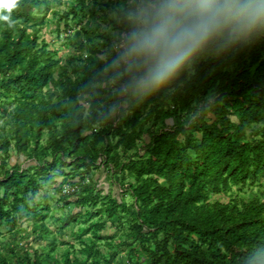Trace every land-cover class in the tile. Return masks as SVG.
Masks as SVG:
<instances>
[{"label":"trees","instance_id":"1","mask_svg":"<svg viewBox=\"0 0 264 264\" xmlns=\"http://www.w3.org/2000/svg\"><path fill=\"white\" fill-rule=\"evenodd\" d=\"M58 1L21 0L0 24V264H264V20L222 27L146 87L155 60L113 63L142 0ZM48 23L77 52L63 64ZM47 186L72 206L57 231L78 229L63 258ZM23 222L48 243L34 249Z\"/></svg>","mask_w":264,"mask_h":264},{"label":"clouds","instance_id":"2","mask_svg":"<svg viewBox=\"0 0 264 264\" xmlns=\"http://www.w3.org/2000/svg\"><path fill=\"white\" fill-rule=\"evenodd\" d=\"M21 0H0V24L13 27L12 13ZM133 30L124 38L117 60L135 57L155 60L142 81L159 87L184 64L212 35L228 24L254 27L264 20V3L253 0H142L128 13Z\"/></svg>","mask_w":264,"mask_h":264},{"label":"rangeland","instance_id":"3","mask_svg":"<svg viewBox=\"0 0 264 264\" xmlns=\"http://www.w3.org/2000/svg\"><path fill=\"white\" fill-rule=\"evenodd\" d=\"M68 0H60L57 2V6L54 7V10H64L66 8V3ZM110 16L112 18H114V14H110ZM52 20V15L49 14L46 17V20ZM94 27L99 28L100 30H112V26L107 25L105 22H102L101 20L97 21L96 23H94ZM41 31V37L42 38H47L52 39L53 40V47H55V49H58V57L61 58V63L63 64L67 54H71V53H77L75 52V49L70 45H64L61 41V38L59 37L58 40H56L55 35L53 34V31L55 29V23H48L45 24L42 28ZM71 31H73V33L71 34V36L77 38L80 37V30H78L77 28H70ZM243 34L246 35V28L243 27L242 29ZM67 43V42H66ZM23 160V158L21 157H16L13 156L10 160V164H13L15 161L17 162H21ZM61 181V178H58L56 180L57 183H59ZM55 184L54 187H57L58 184ZM47 188V197H48V204H49V210L47 212H45V214H47V218L45 219L44 223L46 225V227L52 232V236L55 238L56 240V256L58 258H63L62 254L66 251L67 248H69V245H73L74 246V250L78 251V249L80 248V244L77 240V234H78V229L76 227L75 224H71L69 227H67L66 229H64L63 231H57L58 227L60 226V220L63 218L66 213L68 211H70L72 209V206H69L68 208H64L62 203H58V197L59 195L55 194L53 191V188L50 187H46ZM66 189V188H65ZM70 192H72L71 188H68ZM239 194L241 195V192H239ZM218 198V197H215ZM220 201H224L226 200V197H221L218 198ZM38 201H40L41 199L38 198ZM128 201V200H127ZM32 223L30 222H23L20 226V232L23 234V238L26 237L28 241H31V245L33 246L34 249L36 248H40V247H44L47 243L48 240H40V238H38V234L36 235V239L34 241V238L31 234L32 232ZM114 233V230L111 228H105L104 230H102L100 232L101 235H112ZM89 236L86 235L83 237V240H85L87 237ZM8 235H2L0 236V251L3 253V245L6 244L7 239H8ZM64 243H69L67 245H65ZM75 251L74 255L76 254L77 257H79V254H77V252ZM73 255V256H74ZM72 256V257H73ZM126 262V255L121 253L117 256V261L114 262L113 264H125ZM9 264H13V261H9Z\"/></svg>","mask_w":264,"mask_h":264},{"label":"built area","instance_id":"4","mask_svg":"<svg viewBox=\"0 0 264 264\" xmlns=\"http://www.w3.org/2000/svg\"><path fill=\"white\" fill-rule=\"evenodd\" d=\"M68 191H69V189H68ZM68 191H67V189L64 190V192H66V193H68Z\"/></svg>","mask_w":264,"mask_h":264}]
</instances>
